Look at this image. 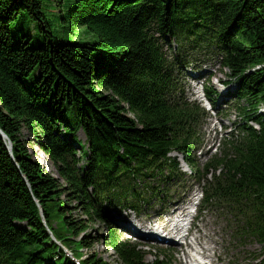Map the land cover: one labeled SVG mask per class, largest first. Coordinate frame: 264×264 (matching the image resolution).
Segmentation results:
<instances>
[{"label": "trees", "instance_id": "obj_1", "mask_svg": "<svg viewBox=\"0 0 264 264\" xmlns=\"http://www.w3.org/2000/svg\"><path fill=\"white\" fill-rule=\"evenodd\" d=\"M195 53L219 59L234 99L247 104L242 136L202 168L190 149L207 113L183 95L181 78ZM260 104L264 0H0V264H73L51 235L82 264H112L85 241L96 222L113 264H149L110 228L102 204L141 212L148 199L163 200L185 176L172 151L197 179L213 170L203 203L226 209L264 250Z\"/></svg>", "mask_w": 264, "mask_h": 264}, {"label": "rangeland", "instance_id": "obj_2", "mask_svg": "<svg viewBox=\"0 0 264 264\" xmlns=\"http://www.w3.org/2000/svg\"><path fill=\"white\" fill-rule=\"evenodd\" d=\"M58 28L59 27H57V29ZM171 46L172 47L177 46L176 42H172ZM191 60L194 61L196 66H201L203 64L208 65V67H205V66L202 67L203 74L199 76L201 81H203L202 79L204 77H207V79H209L210 85H213L214 89H216L218 93L224 94L226 90L222 89L223 87L220 85L222 84L223 81H227L228 77L226 75V70L222 69V67L218 64L217 60L206 59L200 54H193L191 59L188 61L191 62ZM187 68H190V66H187ZM208 68H210L211 69L210 71L213 73V76L210 75L211 76L210 78H208V75L205 74V70H207ZM195 76H197V74L187 79H183L185 83H187L185 91L188 92L189 94H194L200 88L197 84H195V81L193 79V77ZM227 99L228 98H224L223 100H227ZM237 106L242 107V106H246V104L245 102H236L232 100V101H229L227 105H225L224 103H222L221 99H219L216 105V108L217 110L222 111V112L220 113L218 112L215 113L213 111L209 112L210 116H208L209 118L206 120V123L202 127V131H201L202 132L201 133V144H203L202 146L203 151L200 153V150L197 151L196 148L192 150L193 151L192 154L195 156V158H197L198 161L203 160L205 156L207 157L209 155V152H206L204 143L205 144H211V143L216 144L221 136L227 139L229 138L233 139L240 135V131L237 135H235L233 132L234 129L238 127L241 122L240 116H239L240 110L237 108ZM205 107L207 109L209 108L207 104H205ZM224 113L227 117L224 116ZM232 133L234 135H232ZM77 136L82 143L85 142V137L81 132H77ZM35 149H37V147L35 148L33 146H29V151L31 154L35 151ZM36 151H38L37 156H38V161L41 164V166H43V168L48 169L52 172L53 170L51 168L52 167L51 163L41 153V150H36ZM175 156L177 155L174 153L171 155V157H175ZM178 160H180V158H178ZM179 166L182 171L189 174V169L184 163L179 164ZM194 189L196 190L200 189V187L196 185V182L194 179L186 178L182 181H177L175 183V187L171 186L170 188L171 194L172 193L175 194L177 191L176 196L173 195L170 198H173L172 200H177V202H179L180 198L182 197L184 193H186V197L188 198L189 192L191 191L190 193L191 195ZM170 202L165 201L164 205L167 211L173 210V206L170 205ZM178 205L179 203H177V206ZM155 207L156 208H154V210L157 211L159 207H157V205H155ZM143 208L146 209L145 207ZM103 209H106V208H103ZM77 215L79 214L76 212H73L72 214L73 217H77ZM156 218L157 217H155V219ZM193 223H195L198 229L197 233H199V231L200 233H206L207 235L206 238H208L210 246H212L215 249L216 257L220 258L221 260H224L225 255H227L228 259L232 260V264H249L250 263L251 260L247 259L246 256H243L239 250L245 251V252L251 251L252 247H255L256 244L251 240H245V247L238 246V242L232 241L231 233L227 229H225V224L222 218H218L213 210L210 209L208 210V212L203 213L202 215H199V217L196 218ZM16 225L25 226V224H20V223ZM84 234H85L84 235L85 241L89 240L91 242V245H92L91 251H94L96 254H98L99 257H102L104 260L112 264L115 263L114 261L117 259V257L113 251L106 250L103 244L104 242L103 237H105L106 232L100 226L99 223L97 222L92 223L90 227L85 231ZM82 235L83 234H81V236ZM198 237L200 238V241L202 242V236L199 235ZM141 248L143 249V251H145L144 254L146 255V260L149 262L154 261L155 256L164 251V253L168 254V256H172L171 262L173 264L177 263V260H176L177 256L175 254L176 250L174 249L172 250L168 246L141 245ZM88 252L89 251H87L86 249L83 250V253L85 256L88 254ZM237 252L239 254H237ZM226 259L227 258H225V260ZM167 260L168 258L165 256L162 259L163 262H166Z\"/></svg>", "mask_w": 264, "mask_h": 264}, {"label": "bare ground", "instance_id": "obj_3", "mask_svg": "<svg viewBox=\"0 0 264 264\" xmlns=\"http://www.w3.org/2000/svg\"><path fill=\"white\" fill-rule=\"evenodd\" d=\"M215 98L217 99V97ZM187 245L190 248V251L185 252V256L188 258V260L186 261L193 262L195 264H199V263L211 264L212 263V259L208 255L204 254L203 260L201 261L195 254V253L200 254L198 246L202 247L200 238L198 236H195L194 240L192 241H189V242L187 241ZM203 247L206 248V246H203Z\"/></svg>", "mask_w": 264, "mask_h": 264}, {"label": "water", "instance_id": "obj_4", "mask_svg": "<svg viewBox=\"0 0 264 264\" xmlns=\"http://www.w3.org/2000/svg\"><path fill=\"white\" fill-rule=\"evenodd\" d=\"M0 135H1L3 138H6L5 135H4L1 131H0ZM7 147H8V149H9V151H10V147H11V146L8 144ZM10 154H11V151H10Z\"/></svg>", "mask_w": 264, "mask_h": 264}]
</instances>
